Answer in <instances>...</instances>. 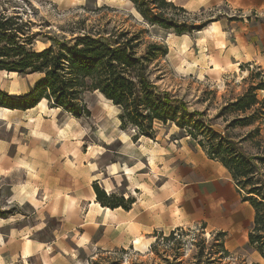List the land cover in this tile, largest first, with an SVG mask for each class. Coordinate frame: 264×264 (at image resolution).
Returning a JSON list of instances; mask_svg holds the SVG:
<instances>
[{"label":"crops","instance_id":"obj_1","mask_svg":"<svg viewBox=\"0 0 264 264\" xmlns=\"http://www.w3.org/2000/svg\"><path fill=\"white\" fill-rule=\"evenodd\" d=\"M173 1L189 11L219 5L239 11V28L233 29L239 43L220 48L239 67L255 65L264 73V0ZM211 26L223 29L221 21ZM211 59L218 64L217 57ZM6 113L24 115L29 140L0 141V179L9 171L21 172V182L10 187V200L27 204L31 213L0 217V264H80L98 252L134 248L136 239L146 250L153 243L151 235L176 229L222 233L229 248L238 245L239 236L247 238L253 209L229 171L198 145L184 140L161 145L148 139L151 144L139 145L135 155L101 166L100 153L89 155L93 146L66 140V122H60V110L48 108L46 100L26 111L0 108L1 118ZM11 147L15 152L10 156ZM94 183L106 194L120 193L135 202L128 211L101 207Z\"/></svg>","mask_w":264,"mask_h":264},{"label":"rangeland","instance_id":"obj_2","mask_svg":"<svg viewBox=\"0 0 264 264\" xmlns=\"http://www.w3.org/2000/svg\"><path fill=\"white\" fill-rule=\"evenodd\" d=\"M186 11L185 17L189 21L197 25L207 22L206 27L199 32L177 36L172 31L147 24L127 0H0V14L18 16L22 21L31 23V32L37 34L33 45L35 50L48 47L51 44L49 37L70 41L85 33L105 37L110 33H140L138 53L144 50L147 43L165 46L167 55L160 58L157 72L162 74L158 82L160 88L184 100L190 111H203L205 122L224 134L226 122L223 117L215 118L219 108L240 96L251 83L264 82V76L255 65L239 67L234 59H228L227 51L220 48V45L223 47L226 44L228 49H232L239 43V35L233 32V29L239 28V11H231L226 5ZM177 15L180 19L184 17L182 13ZM219 21L223 23L222 31L211 26ZM215 57L219 59V65L211 59ZM251 75L254 79H250ZM38 78L37 75L0 73V89L7 93L12 91L14 97L24 96ZM257 97L259 100L264 98V91H258ZM82 102L90 113L89 117L76 119L59 109L60 122H66L68 142L93 146L89 155L100 153L101 166L121 160L123 155H135L141 144H151L143 137L134 140L132 129L122 130L119 110L98 92H85ZM42 108L45 109L41 102ZM23 117L19 113H6L4 118L0 117V141L28 142L29 134L25 129L27 126L22 124ZM232 117V114L226 115L228 120ZM251 129L230 128L228 133L239 141V137H246ZM183 140L197 145L191 137L173 124H168L158 127L157 136L151 141L166 145ZM242 145L248 154L255 153L249 140ZM14 152V147L8 151L10 156ZM21 180L20 171H9L0 179V212L6 213L4 217H28L31 213L27 204L18 206L10 200L11 185ZM48 222L49 227L54 226L52 221ZM47 234L39 238L43 239ZM151 237H154L153 243L146 250L134 246L109 253L98 252L94 259H81L83 262L80 264H264L259 255L247 246L246 235L239 236L238 245L234 248L224 244L218 233L201 227L154 233Z\"/></svg>","mask_w":264,"mask_h":264},{"label":"trees","instance_id":"obj_3","mask_svg":"<svg viewBox=\"0 0 264 264\" xmlns=\"http://www.w3.org/2000/svg\"><path fill=\"white\" fill-rule=\"evenodd\" d=\"M127 1L147 24L177 36L199 32L208 24L189 21L187 11L173 0ZM179 13L184 14L182 19ZM30 26L18 16L0 14V73L39 76L24 96L14 97L0 89V108L26 111L46 100L50 108L76 119L87 118L90 113L82 95L98 92L119 110L120 128L132 129L134 140H154L158 127L173 124L231 174L243 201L253 209L246 244L264 261V98L257 97L258 91H264V82L251 83L240 96L219 108L215 118L223 117L226 122L222 134L205 122L203 111H190L184 100L158 85L162 79V74H157L158 64L167 55L165 46L147 43L138 53L140 33H110L107 37L85 33L70 41L49 37L48 47L35 50L37 34ZM250 79H254L252 75ZM231 114L233 117L226 119ZM247 127L252 129L239 141L228 133L230 128ZM248 140L255 150L252 155L242 145ZM92 188L101 207L128 211L135 202L131 197L106 194L96 183ZM5 214L0 212V217ZM218 237L223 234L218 233Z\"/></svg>","mask_w":264,"mask_h":264},{"label":"bare ground","instance_id":"obj_4","mask_svg":"<svg viewBox=\"0 0 264 264\" xmlns=\"http://www.w3.org/2000/svg\"><path fill=\"white\" fill-rule=\"evenodd\" d=\"M135 244L137 247L145 248L144 242H142L140 239H136Z\"/></svg>","mask_w":264,"mask_h":264},{"label":"built area","instance_id":"obj_5","mask_svg":"<svg viewBox=\"0 0 264 264\" xmlns=\"http://www.w3.org/2000/svg\"><path fill=\"white\" fill-rule=\"evenodd\" d=\"M254 15H255V13L250 14V16H254Z\"/></svg>","mask_w":264,"mask_h":264}]
</instances>
